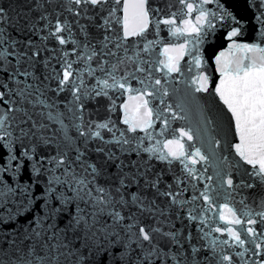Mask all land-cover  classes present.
<instances>
[{
    "label": "snow or ice",
    "instance_id": "1",
    "mask_svg": "<svg viewBox=\"0 0 264 264\" xmlns=\"http://www.w3.org/2000/svg\"><path fill=\"white\" fill-rule=\"evenodd\" d=\"M0 264H264V0H0Z\"/></svg>",
    "mask_w": 264,
    "mask_h": 264
},
{
    "label": "water",
    "instance_id": "2",
    "mask_svg": "<svg viewBox=\"0 0 264 264\" xmlns=\"http://www.w3.org/2000/svg\"><path fill=\"white\" fill-rule=\"evenodd\" d=\"M221 2L224 3L226 7H229V6H231L232 0H221ZM240 4H243V0H240ZM238 8H239V5H237L235 8H233V10L237 12V14H239ZM245 22L247 23V18H246ZM249 27H251V26H249ZM163 35L165 36V38H167V33H163ZM167 42H175V41H167ZM238 42H240V43H253V42L261 43L260 40L255 38V35L253 34V32L251 30H249L247 33H245V35L242 38H240L238 40ZM228 43L229 42L227 40H224L222 38V34L218 33L216 37H213L210 39L209 43L205 45V48L206 49L212 48V49H214V54L219 55V53L222 51L227 52ZM158 53H159V49L157 50V54ZM215 55H213V57H212L213 61H214ZM187 59H188V57H185V60H187ZM181 63L183 65L184 62L182 61ZM212 67L213 68L215 67L214 63L212 64ZM212 75H213L214 82L216 80H218V78H219L218 73L213 72ZM177 79H179V77H177ZM177 87L181 89V92L177 93V95L172 97L169 101L170 103L173 104L174 107H175V104L179 102V98L183 95V90H184L183 84H178ZM187 125H188V121L177 120V121L173 122L172 127L173 128H179V127H185ZM121 127H123V125H121ZM177 135H178V133H177Z\"/></svg>",
    "mask_w": 264,
    "mask_h": 264
}]
</instances>
